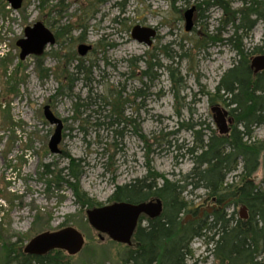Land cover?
<instances>
[{
    "label": "rangeland",
    "instance_id": "1",
    "mask_svg": "<svg viewBox=\"0 0 264 264\" xmlns=\"http://www.w3.org/2000/svg\"><path fill=\"white\" fill-rule=\"evenodd\" d=\"M203 1L22 0L14 11L0 0V241L17 242L24 249L40 234L70 227L83 236L84 245L75 256L60 251L66 262L123 264L128 249L134 248L133 240L130 246L106 236L100 240L87 222L90 209L77 205L69 188L53 184L48 188L47 183L67 167V156L81 160L80 187L100 208L112 204L116 188L143 180L149 169L171 182L192 171L188 150L196 146L193 133L204 130L206 142L212 132L218 134L211 109H232L216 97L210 104L207 93L215 94L224 73L240 61L225 42L232 28L216 32L222 9L209 0L212 6L199 17L196 7ZM224 2L232 11L241 6L240 0ZM192 8L193 28L186 32L184 14ZM36 23L61 36L42 56L20 61L16 44ZM135 27L156 31L151 46L132 39ZM262 29L256 25L242 40L249 65L250 58L261 55L252 52L262 46ZM207 35L221 41L212 43ZM80 45L92 50L80 57ZM152 57L156 66L150 71L155 77L151 82L143 73ZM171 71L182 86H173ZM112 104L118 106L114 112ZM45 107L63 126L56 155L48 149L55 126L45 119ZM187 125L194 130H186ZM252 131V141H264V125ZM46 165L51 176L43 174ZM239 173L240 169L228 175L225 185L238 183ZM253 179L261 185L262 165ZM156 183L162 185L161 180ZM182 197L191 209L212 208L203 189L190 193L187 188ZM241 207L229 205L224 213H235L239 219ZM189 215H181V222L188 219L184 225L192 222ZM212 248L205 239L193 240L185 264H213L208 252Z\"/></svg>",
    "mask_w": 264,
    "mask_h": 264
},
{
    "label": "trees",
    "instance_id": "2",
    "mask_svg": "<svg viewBox=\"0 0 264 264\" xmlns=\"http://www.w3.org/2000/svg\"><path fill=\"white\" fill-rule=\"evenodd\" d=\"M214 1L224 14L220 19L221 27L216 32L220 33L227 26L232 28L233 33L225 42L240 57V61L224 73L215 94L207 95L210 96V104L220 98L226 106L232 107L230 116L235 119L236 126L228 136L212 132L206 142L203 140L204 130L193 133L196 135V146L188 150V154L192 156L194 166L183 179L171 182L149 169L143 180L115 189L110 199L112 203L136 205L159 199L163 205L158 219L148 220L145 228L137 230L133 239L134 248L128 249L123 264H185L190 255V244L196 239H205L208 245L213 246L208 250L214 258L213 264H264V141H252L253 128L264 125V72L253 75L242 45V40L248 38L259 24L263 28L262 46L254 48L252 53L264 55V4L261 0H240V8L232 11L224 0ZM210 6L209 0L199 3L196 7L199 17ZM54 36L57 40L61 34ZM207 40L212 43L221 41L216 35H207ZM154 58L147 62V71L143 73L151 82L155 79L150 73L156 66L152 64ZM75 70L79 72L80 66L77 65ZM170 78L173 86H182L181 79H175L172 71ZM178 95L179 90L176 89L173 92L176 100ZM117 107V104H112L113 112ZM186 130L193 131L194 126L187 125ZM139 138L150 148L143 136ZM66 159L67 167L54 174L47 183L48 188L52 184L57 189L65 186L81 208L99 207L80 187L81 160L69 156ZM260 165L263 167V180L261 185H256L253 175ZM43 167H46L43 174L51 176L49 166ZM238 169L239 182L225 185L226 177ZM158 180L162 181L159 187ZM187 188H190V193L197 189L206 191L211 205L215 204L210 215L206 213L203 219H198V208L191 209L190 203L182 197ZM239 204L246 208V220L236 219L235 213H224V208ZM183 213L197 217V220L182 226L180 217ZM0 242V264H69L60 251H52L45 256H30L17 247V242Z\"/></svg>",
    "mask_w": 264,
    "mask_h": 264
},
{
    "label": "water",
    "instance_id": "3",
    "mask_svg": "<svg viewBox=\"0 0 264 264\" xmlns=\"http://www.w3.org/2000/svg\"><path fill=\"white\" fill-rule=\"evenodd\" d=\"M6 2L14 11L20 9L22 4V0H6ZM194 10L192 8L184 14L186 32H190L193 28ZM155 35L154 30L147 28L135 27L131 31L132 39L146 46H150ZM16 45L20 49L19 59L23 61L29 56H42L48 46L55 45V38L41 23H36L32 28H27L24 31V39ZM89 51H91L90 46L80 45L77 47V54L80 57H84ZM249 68L253 75L264 72V55L250 58ZM211 112L218 134L226 135L229 132V126L232 125L229 113L219 107L212 108ZM44 117L50 125L55 126L48 149L51 154H59L58 145L62 139V123L53 116L49 107L44 108ZM162 210V202L159 199L136 205L119 202L87 210L86 217L90 227L99 234L100 240H103L102 235L114 243L130 246L138 218L143 215L151 220L156 219L161 216ZM239 219H247L244 206L239 212ZM83 245V236L74 228L69 227L34 237L26 244L23 253L30 256H45L52 251H62L68 256H75L82 250Z\"/></svg>",
    "mask_w": 264,
    "mask_h": 264
},
{
    "label": "flooded vegetation",
    "instance_id": "4",
    "mask_svg": "<svg viewBox=\"0 0 264 264\" xmlns=\"http://www.w3.org/2000/svg\"><path fill=\"white\" fill-rule=\"evenodd\" d=\"M155 33H156V31H155ZM54 36V35H53ZM156 36V35H155ZM54 38H55V36H54ZM155 38V37H154ZM153 38V39H154ZM152 42H153V40H152ZM152 42H151V44H152ZM55 43H56V39H55ZM151 44H150V46H151ZM91 47V46H90ZM91 50H92V47H91ZM228 112V111H227ZM229 113V117L232 119L233 117H231L230 116V112H228ZM234 119V118H233ZM233 119H232V125L231 126H229V129H232L233 128V124H234V121H233ZM154 200V199H153ZM153 200H150V201H153ZM214 200H212V202H213ZM113 204V203H112ZM111 205V204H110ZM213 207H215V204H213L212 205ZM162 209H163V205H162ZM211 211V212H210ZM206 213H212V208L211 209H204L203 208V206H201L200 208H198V219H203V217H204V215L206 214ZM159 218V217H158ZM158 218H156V219H158ZM148 220H151V219H149L148 217H146V216H143V215H141L139 218H138V220H137V224H136V228H135V231H134V234H133V238H132V240L134 239V235H135V233L137 232V230L138 229H143V228H145V227H141L140 225L142 224V223H146L147 224V221ZM152 220H155V219H152ZM189 220H192V222H194L195 220H197V217H192V215H189ZM185 221H186V219L185 220H183L182 222H181V225L183 226L184 225V223H185ZM102 236V235H101ZM98 237H99V234H98ZM103 237V236H102ZM101 237V238H102ZM132 240H131V244H132Z\"/></svg>",
    "mask_w": 264,
    "mask_h": 264
},
{
    "label": "bare ground",
    "instance_id": "5",
    "mask_svg": "<svg viewBox=\"0 0 264 264\" xmlns=\"http://www.w3.org/2000/svg\"><path fill=\"white\" fill-rule=\"evenodd\" d=\"M211 212V211H210ZM209 214V213H208Z\"/></svg>",
    "mask_w": 264,
    "mask_h": 264
}]
</instances>
